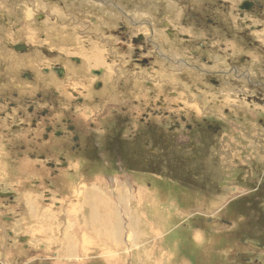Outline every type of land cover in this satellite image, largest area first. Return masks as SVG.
Wrapping results in <instances>:
<instances>
[{
	"label": "rangeland",
	"instance_id": "rangeland-1",
	"mask_svg": "<svg viewBox=\"0 0 264 264\" xmlns=\"http://www.w3.org/2000/svg\"><path fill=\"white\" fill-rule=\"evenodd\" d=\"M92 1L0 0V53L9 43L26 42L34 46L32 55L45 57L44 49L48 51V67L67 64L70 74L80 73L74 68H81L88 86L83 81L72 86L85 96L88 107L73 108L80 119L82 112L87 116L80 124L87 123L90 133L83 136L85 140L90 136L91 145L83 141V148L92 149L76 154L66 139L61 145L66 154L59 158L69 166L53 170L20 150L25 146L26 152L35 153L38 136L33 133V140L20 143L12 137L28 128L27 119L1 116L0 193L7 196L0 197V264H248L247 258L251 264L255 259L264 264V188L260 189L264 187V93L247 89L243 80L230 83L235 91L224 86L217 90L197 72L187 80L179 62L190 59L184 54H176L179 59L174 64L129 73L131 55L122 59L117 47L107 48L102 41L96 45L99 40L89 34L96 27L83 29L82 20L96 21L86 13L98 15L104 6L111 7L105 5L109 0ZM123 1L133 7L130 4L137 0ZM149 1L153 4L141 0ZM226 1L234 8L240 3ZM122 10L128 12L123 6ZM136 16V22L143 18ZM234 18L237 23L239 18ZM150 19L158 24L153 16ZM164 27L167 31L168 25ZM22 29L26 38L20 40ZM262 34L256 36L264 43ZM155 35L165 41L160 31ZM254 51L261 55L260 50ZM73 57L82 61L81 67L69 62ZM254 58L264 65L263 55ZM20 67L16 71L29 70ZM99 67L107 73L92 80L90 70ZM218 67L215 64L214 69ZM233 72L234 77L241 75L240 68ZM96 82L104 87L94 93ZM95 100L98 106L91 107ZM221 100L222 107L218 106ZM3 111L4 106L0 114ZM179 117L205 129L192 138L184 130L175 133L170 148L160 139L167 134L162 130ZM206 124H217L222 130L211 135ZM129 184L145 189L144 207H137L133 199L120 201V191L129 189ZM135 194L129 191V196ZM79 205L85 218L74 214ZM135 215L146 223L140 233L128 229ZM231 222L233 227L227 225Z\"/></svg>",
	"mask_w": 264,
	"mask_h": 264
},
{
	"label": "flooded vegetation",
	"instance_id": "flooded-vegetation-1",
	"mask_svg": "<svg viewBox=\"0 0 264 264\" xmlns=\"http://www.w3.org/2000/svg\"><path fill=\"white\" fill-rule=\"evenodd\" d=\"M109 1L114 7L104 6L105 11H103L104 14L102 17L104 24L101 29L103 36L101 40H103V46L105 45L107 48L117 47L120 53L122 51V59L127 58L129 55L132 56V65L127 69L128 71H131V73L136 70L137 73H140L142 69L149 70L157 65L169 64L167 61H171L170 64H174V59L171 58L172 54L168 47H173V49H183L186 47V50L188 52H193L194 55L189 60H179L183 65V68L181 69H186V71H188L187 74L184 70V75H188V78L185 77V79H192V77L189 76V72H193L194 74L197 72L203 78L205 83H208L214 89H217L220 87L222 88L224 79L230 77V83L232 81L243 80L242 85H245L247 89L255 91L259 93V95L264 93V65H260L261 62H259L255 65V68L258 69H253L252 65L254 58L249 54L250 51L260 50V54L264 57V43L256 36L257 32L264 31V0H240L237 8H234L232 3L227 2L226 0H151L153 4H150V1L143 3L141 0H137L133 1V4H130L133 7L129 5L127 6L128 1L122 0L120 3L113 0ZM122 6L129 13L123 11ZM179 12L182 13L180 16L178 14ZM136 14L143 17L139 18L140 21H138V23L134 21V19L138 20ZM152 16L158 24L155 25L150 19ZM234 17L239 18L237 23H235ZM257 20L262 23L256 24L254 21ZM175 21L176 26L174 25ZM177 23H179V26H177ZM92 24L94 23L91 22L90 25L92 26ZM165 24L168 25L167 31H165ZM92 28H94V26ZM155 30L156 32H161L165 41L156 39ZM183 31L187 34H184ZM91 32L89 33L90 35H95V33L93 34ZM194 35L200 36L201 40L196 41ZM112 36L118 37L119 40L113 43L112 40H110ZM254 36L257 37V39ZM103 37H110V39ZM19 38L22 40L25 37H21L20 35ZM217 39L220 41L234 40L241 42L244 46V51L247 52V54L244 52L243 54L236 56L234 52L227 51L224 45V47H221L220 45L216 46ZM33 47L34 46H30V44L26 42L7 44V49L9 51L19 55L25 53L31 54ZM184 50L185 49H183V51ZM43 55L46 57L48 51L44 49ZM216 55L225 57V68H211L213 67V63L216 62L214 61V57H217ZM46 58H48V56ZM107 58L111 61L110 56ZM64 60L65 59H63V61ZM7 61L8 59H4L0 56V107H6V111H3L4 114H0V118L1 116L6 115L13 116L20 121L27 119L28 128H23L12 134V137L19 143L30 142V140H33V133L35 137H39V143L35 142L36 147H38V150L35 153L26 152L25 146H21L20 150H22L23 153L28 154L30 159L42 160L45 161V163L47 162L46 165L53 170L68 168L69 166L64 158L59 159L61 154H66L65 149L61 146L66 139H70L72 152L76 154L90 153L91 149H86V145L85 148H83V144H85L83 141H87L86 143L90 144V141H88L90 140V136L86 137L85 140V137L81 132V127L78 124V119H80V117L74 114L73 108L88 107V101L84 98V95L81 92L76 91L72 86L74 83L81 81H83L84 87L88 86L87 81H85V79L83 80L81 68H74L80 71V73L73 70V74H70L67 64H55L52 65V67L42 65L39 68V71L42 70L40 74L43 76L41 88L35 89L39 84V81H37V73L29 69L23 72L18 71L19 73H17V75L16 72H14L16 76H14L13 73L10 75L7 70L9 64ZM69 62L78 67H81L82 64V61H79V58L76 57H73ZM136 66L142 67L139 69ZM231 66L233 67L232 70ZM238 67L240 68L241 75L234 77L235 74L233 71ZM70 68H72L71 64ZM105 71L107 73L106 69L100 67L91 69L90 77L92 80L94 78L102 79L104 74H106ZM13 77H17V80L23 81L18 83ZM68 79L69 81H72L71 84H64ZM54 80L57 82V87L53 85ZM199 85L202 87V90L203 86L201 84ZM31 87L34 88L31 89ZM93 87V91L96 93L103 90L104 85L103 82H96ZM245 87L242 86L240 89H246ZM91 94L92 98H96L92 92ZM71 96L72 99L70 98ZM96 100L94 101V107L98 106ZM222 101L223 100L218 101V106H223L224 102ZM216 102L217 101L214 103ZM159 104L164 107V104ZM226 104L228 107H234L233 103ZM91 107L93 106L91 105ZM19 112L21 113L19 114ZM158 114L159 112H157V115ZM74 121H76V123ZM213 125L214 127L212 124H206V129L211 135L219 134L222 128L217 124ZM89 127L94 128L92 124H90ZM204 129L205 127L203 124L189 123L188 119L185 117H179V120L175 124H171L167 127L168 131L166 129L162 130L167 133L165 137L166 139L164 137H160V139L165 145L169 144V147L171 148L173 145L172 143L175 142L170 141L169 139L175 133H184L182 131L184 130L185 133L190 134L192 138L195 137L196 134L201 133ZM154 131L159 132L157 128ZM89 133L87 128L86 134L89 135ZM154 137H156V135H154ZM150 142L152 141L150 140ZM54 158L59 159V161L56 163H50L48 159ZM262 188L264 187H261L260 189ZM228 224L230 225L231 223ZM260 247L261 246L259 245V248ZM252 254V252L249 253V255ZM245 261L248 264H251L250 258H247ZM254 263L258 264V260L255 259Z\"/></svg>",
	"mask_w": 264,
	"mask_h": 264
},
{
	"label": "crops",
	"instance_id": "crops-1",
	"mask_svg": "<svg viewBox=\"0 0 264 264\" xmlns=\"http://www.w3.org/2000/svg\"><path fill=\"white\" fill-rule=\"evenodd\" d=\"M90 2H93L92 0H90ZM70 5H72L73 3H69ZM75 4V3H74ZM73 4V5H74ZM103 14H104V12H101L100 14H98V15H96V14H94V13H91V10H90V12H88L86 15H88V16H90V15H94L95 17H96V21L95 20H92V19H87L88 21H84V20H82V22L83 23H85L84 25H83V23H82V25L84 26L83 27V29H85V27H90L91 25H90V23L92 22V23H94V24H92V27L94 26V27H96V29H94L96 32H97V35L95 34V36L94 37H96V39H98L99 41H100V39H102V36H103V34H102V31H101V29H102V25L104 24V22L102 21V17H103ZM89 21H90V23H89ZM87 24H89V25H87ZM174 25L176 26V21L174 22ZM80 25H78V27H79ZM41 31L43 30L44 31V27L41 25ZM82 29V30H83ZM24 29H22V31H21V33H19L18 34V36L20 37V35H21V37H25L26 38V35H25V33H23V32H25L26 31V29H25V31H23ZM88 30V29H87ZM156 31V30H155ZM183 33L184 34H187V33H185L184 31H183ZM18 37V38H19ZM199 36H195L194 35V39L196 40V41H198L199 40ZM22 39V38H21ZM99 41H97V42H99ZM101 41H103V40H101ZM100 43V42H99ZM221 43H224L225 44V41L224 40H222V41H220V40H218L217 39V42H216V46H221V47H224L225 46V48H227V51H229V50H232L233 49V51L232 52H237L236 54H243V52H245L244 51V46L242 45V43H240V42H237V41H233V42H227L225 45L224 44H221ZM96 45H102L101 43L100 44H96ZM224 45V46H223ZM226 45H227V47H226ZM230 47H232V48H230ZM169 48V50H170V52H171V54H172V59H174V60H176V59H179V57L178 56H176V54L177 55H182V54H184L185 56H187L188 58H191L193 55H194V53L193 52H188V51H186V47H184L183 49H185L184 51H186V52H184L183 51V53H180V52H177L176 53V50L175 49H173V47H168ZM237 49V50H236ZM235 50V51H234ZM12 53L13 52H11V51H9L7 48H6V51H4L3 53H0V56H2L4 59H8V61H9V64H8V68H7V70H8V72L10 73V75L13 73L14 74V72H16V75H17V73H19L18 71H22L23 69H20V70H18V71H16V68L17 69H19V68H21L20 66L21 65H24L26 68H28V69H30V70H32L33 72H35V73H37V80L39 81L38 83V87H37V89H39V88H41V81H42V79H43V76L40 74V71H39V68L42 66V65H46L47 64V62H48V58H46V57H43V56H41V55H39V54H37V53H34L33 55L32 54H29L28 56H23V55H19V54H16V53H14V56L13 57H10L11 55H12ZM251 56H253V58H254V55L255 54H257L260 58H261V55H259L256 51H250V53H249ZM220 57V58H219ZM225 57H222L221 55L220 56H217V57H214V61H216L215 63H213V67H211V68H215V64L216 65H219V67H218V69H222V68H225L226 67V64H225ZM171 61H167V63H170ZM254 62H257V63H254ZM259 62H261V61H257V60H255V58L253 59V64H254V67H253V69H255V65H257ZM21 63V64H20ZM94 65H97L98 63H93ZM15 65H16V67H15ZM168 65V64H167ZM232 67V66H231ZM239 68V67H238ZM217 69V68H216ZM227 69V68H226ZM256 69H258V68H256ZM6 70V71H7ZM185 73H187L188 74V71H186L185 70ZM15 74H14V76H16ZM193 75H194V73L193 72H191L190 73V77H193ZM190 80H192V79H190ZM225 82H224V84H223V86H224V88H225V90H231L230 92H232L233 90L235 91V87H233L231 84H230V81H231V79H230V77H228L227 79L225 78V80H224ZM53 85L54 86H58L57 85V82L54 80L53 81ZM229 83V84H228ZM232 83V82H231ZM193 84L196 86L197 84L195 83V82H193ZM220 89V88H219ZM81 119H87V116H84V113L82 112V118ZM78 124L80 125V127H81V131H82V133L83 134H86V130H87V125H81L80 124V121L78 120ZM86 126V127H85ZM130 185V188L128 189V188H126L125 189V187H124V189L123 190H121L120 191V194H119V198H120V201H123L124 199H129V200H131V199H133V201H134V203L136 204V206L138 207L139 205H140V207L142 208V207H144L143 206V204H144V202H143V200H141V197H144V192H145V189H143V188H139V189H135L134 187H133V185H131V184H129ZM129 191H134V192H138V195H133V196H129ZM177 191V190H176ZM81 208H82V206H78L76 209H75V211H74V214H76L77 213V215L79 216L80 215V218H85V216L84 215H81ZM147 216L148 217H150L151 218V214H147ZM80 221H81V219H80ZM83 221V220H82ZM89 221V220H88ZM131 224V225H130ZM227 225H228V223H227ZM233 227L234 226V224L231 222V224H230V226L229 227ZM145 227H146V223H145V221L141 218V217H138L137 215H135V216H132L131 218H130V220H129V224H128V229L131 231V232H136V233H140L143 229L145 230ZM230 229V228H229ZM200 238L202 239V236H200ZM207 237H205L204 239H206ZM203 239V240H204Z\"/></svg>",
	"mask_w": 264,
	"mask_h": 264
},
{
	"label": "bare ground",
	"instance_id": "bare-ground-1",
	"mask_svg": "<svg viewBox=\"0 0 264 264\" xmlns=\"http://www.w3.org/2000/svg\"><path fill=\"white\" fill-rule=\"evenodd\" d=\"M100 2L102 3L103 1H101L100 0ZM244 2V1H243ZM105 3V2H104ZM110 4V6L111 7H114V5L112 4V3H105V5H109ZM243 5V4H242ZM240 12V11H239ZM125 16H128V15H125ZM136 22V21H135ZM148 22V21H147ZM130 23V22H129ZM136 23H138V22H136ZM143 23V22H142ZM149 25V24H148ZM245 26V25H244ZM131 27V26H130ZM143 29H145V28H143ZM117 31V30H116ZM115 32V31H114ZM127 33V32H126ZM260 33H263L264 34V32H260ZM262 34V35H263ZM121 37V36H120ZM96 38V37H95ZM123 39V38H122ZM100 41H101V39H100ZM99 41V42H100ZM138 42V41H137ZM122 44V43H121ZM136 44V43H135ZM224 44V43H223ZM113 46V45H112ZM123 47V46H122ZM226 47H227V45H226ZM230 48H232V47H230ZM227 49V48H226ZM217 50V49H216ZM233 50V49H232ZM237 50V49H236ZM230 51V50H229ZM235 51V50H234ZM116 54V53H115ZM114 54V55H115ZM214 56V55H213ZM217 56V55H216ZM203 57V56H202ZM151 58V57H150ZM201 58V57H200ZM220 58V57H219ZM153 59V58H152ZM79 61H81L80 59H79ZM186 62V61H185ZM257 63V62H256ZM122 64V63H121ZM191 64V63H190ZM177 66V65H176ZM206 66V65H205ZM119 67V66H118ZM140 67H142V66H140ZM45 68V67H44ZM47 68V67H46ZM117 68V67H116ZM137 68H138V66H137ZM253 68V67H252ZM256 69V68H255ZM42 71V70H41ZM40 71V72H41ZM118 72H120L119 70H118ZM129 73H131V71H129ZM128 73V74H129ZM103 74H104V72H103ZM238 74V73H237ZM132 76V75H131ZM94 77V76H93ZM228 77V76H227ZM103 78V77H102ZM227 79V78H226ZM231 79V78H230ZM235 80V79H234ZM38 81V80H37ZM225 82V81H224ZM261 82V81H260ZM229 84V83H228ZM11 85V84H10ZM17 86V85H16ZM44 87H45V85H44ZM222 88H223V85H222ZM35 89H37V87L35 88ZM40 89V88H39ZM44 89V88H43ZM13 91V90H12ZM33 92V91H32ZM95 92V91H94ZM188 93V92H187ZM224 93V92H223ZM34 94H35V92H34ZM17 95V94H16ZM24 95V94H23ZM41 95H43V94H41ZM81 97V96H80ZM85 97V96H84ZM32 99H35V98H32ZM44 99V98H43ZM37 101V100H36ZM39 102V101H38ZM94 102V101H93ZM78 103V102H77ZM87 103V102H86ZM92 103V102H91ZM43 104V103H42ZM25 105V104H24ZM94 105V104H93ZM27 106V105H26ZM25 106V107H26ZM39 106V105H38ZM18 107V106H17ZM94 107V106H93ZM27 108V107H26ZM38 108V107H37ZM36 110V109H35ZM28 112V111H27ZM21 112H19V114H20ZM33 113H34V110H33ZM21 115H23V114H21ZM25 116V115H24ZM41 118V117H40ZM3 119V118H2ZM45 119V118H44ZM73 119V118H72ZM32 120V119H31ZM41 120V119H40ZM79 120V119H78ZM12 121H13V119H12ZM17 121V120H16ZM36 121V120H35ZM79 121H82L81 119L79 120ZM84 121V120H83ZM38 122V121H37ZM75 123H76V121H74ZM41 123V122H40ZM44 123V122H43ZM87 124V123H86ZM85 124V125H86ZM41 125H42V123H41ZM73 126V125H72ZM74 127V126H73ZM86 127V126H85ZM42 128V127H41ZM53 129H55L54 127H52ZM64 131V130H63ZM67 131V130H66ZM87 131V130H86ZM94 131V130H93ZM44 132V131H43ZM65 132V131H64ZM82 132V131H81ZM54 133V132H53ZM76 133V132H75ZM89 133V132H88ZM162 133V132H161ZM36 135V134H35ZM50 135V134H49ZM66 135V134H65ZM69 135V134H68ZM84 135V134H83ZM52 136V135H51ZM70 137H72V136H70ZM81 137V136H80ZM36 138V137H35ZM48 138V137H47ZM90 139V138H89ZM51 140H52V138H51ZM81 140H82V138H81ZM57 141V140H56ZM89 141V140H88ZM52 142V141H51ZM55 142V141H54ZM87 142V141H86ZM91 142V141H90ZM49 144V143H48ZM44 145H45V142H44ZM45 147H47V146H45ZM71 150V149H70ZM91 151H92V149H91ZM43 152V151H42ZM68 152H69V150H68ZM89 153V152H88ZM75 157V156H74ZM60 159V158H59ZM51 160V159H50ZM66 161V160H65ZM78 161V160H77ZM81 161V160H80ZM57 162V161H56ZM66 163V162H65ZM28 164V163H27ZM87 164V163H86ZM60 165V164H59ZM63 166V165H62ZM61 170H62V168H61ZM67 170V169H66ZM65 170V171H66ZM56 172V171H55ZM57 173V172H56ZM61 173V172H60ZM60 175H62V174H60ZM65 176V174H63L62 176H60V177H64ZM110 186V185H109ZM114 187V186H113ZM112 190H110V192H111ZM112 193V192H111ZM10 194V193H9ZM12 194V193H11ZM5 195V194H4ZM24 200V199H23ZM129 224V223H128ZM131 225V224H130ZM131 233V232H130ZM134 234V233H133ZM124 245V244H123ZM27 246V245H26Z\"/></svg>",
	"mask_w": 264,
	"mask_h": 264
},
{
	"label": "water",
	"instance_id": "water-1",
	"mask_svg": "<svg viewBox=\"0 0 264 264\" xmlns=\"http://www.w3.org/2000/svg\"><path fill=\"white\" fill-rule=\"evenodd\" d=\"M6 196H7V195H2V196H1V193H0V197H6Z\"/></svg>",
	"mask_w": 264,
	"mask_h": 264
}]
</instances>
